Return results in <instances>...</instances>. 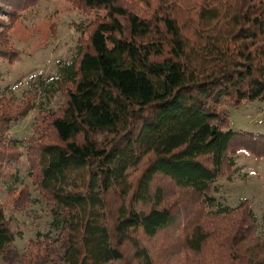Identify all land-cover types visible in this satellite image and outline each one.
I'll return each mask as SVG.
<instances>
[{"label":"trees","instance_id":"16d2710c","mask_svg":"<svg viewBox=\"0 0 264 264\" xmlns=\"http://www.w3.org/2000/svg\"><path fill=\"white\" fill-rule=\"evenodd\" d=\"M3 1L10 23L34 2ZM67 1L99 13L75 26L76 57L56 82L62 106L41 112L26 146L28 177L57 233L45 236L37 264H167L145 241L174 229L181 214L185 226L171 234L181 250L169 264H204L208 242L217 264H264L247 201L209 210L231 155H264V135L231 129L226 112L264 102V0H186L184 19L178 0H154L146 13L123 0ZM5 44L0 32V57L11 60ZM31 108L0 98V163L16 159L7 124ZM12 240L0 208V258Z\"/></svg>","mask_w":264,"mask_h":264},{"label":"rangeland","instance_id":"374dc122","mask_svg":"<svg viewBox=\"0 0 264 264\" xmlns=\"http://www.w3.org/2000/svg\"><path fill=\"white\" fill-rule=\"evenodd\" d=\"M121 3L146 13L154 0H148L147 4L138 0ZM177 3L174 11L184 19L187 15L183 7L186 8L187 2L178 0ZM11 11L13 8L0 0V32L6 34L5 51L15 54L11 60L0 57V98H7L11 106L30 100L32 108L17 120L10 121L5 133L7 139L15 143L13 155L16 159L7 156V160L0 163V208L13 232V240L0 258V264H37L41 247L48 241L45 236L52 239L57 233L49 227L52 219L50 204L40 196L28 177L26 146L31 136H37L41 112L55 111L62 106L63 95L56 91V82L76 57L79 33L75 26L87 25L99 12L85 15L67 0H34L17 9L15 21L10 23ZM226 112L231 129L264 135V102L244 101L238 107H227ZM4 145L8 148V141ZM6 153L10 154V150ZM231 159V170L213 183L210 194L215 206L209 210L231 208L247 201L255 219L251 235L264 237V155L255 157L239 150L231 155ZM23 189L27 191V200L23 206H15L14 201ZM173 195L172 198L180 199L179 191ZM184 226L185 218L181 214L174 229L145 241L153 260L159 258L169 264L168 257L181 250L180 241L172 245L171 234L176 229L179 233ZM211 247L210 242L205 246L204 264H217L216 250L211 254L208 252ZM223 251L219 250L220 253Z\"/></svg>","mask_w":264,"mask_h":264}]
</instances>
